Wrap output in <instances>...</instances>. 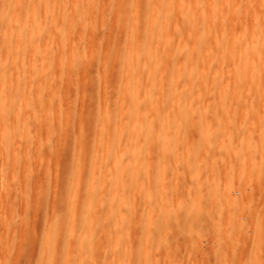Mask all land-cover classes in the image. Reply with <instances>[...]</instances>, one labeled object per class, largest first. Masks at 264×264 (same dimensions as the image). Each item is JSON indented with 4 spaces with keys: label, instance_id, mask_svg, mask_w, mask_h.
Segmentation results:
<instances>
[{
    "label": "rangeland",
    "instance_id": "374dc122",
    "mask_svg": "<svg viewBox=\"0 0 264 264\" xmlns=\"http://www.w3.org/2000/svg\"><path fill=\"white\" fill-rule=\"evenodd\" d=\"M108 1L102 0L103 8L99 10L104 12H100L99 14L106 15L103 21L97 20L94 23L91 16L89 21L92 20V24L88 22V26L86 28H80L78 32L80 38L84 32L86 35L89 34L90 29L88 28L93 30L90 32V37L87 35V38H90L92 41L95 39L93 42L97 46L92 52H90V48L87 51L85 48V54L90 55L91 60H94V66L90 67L87 62L81 63L80 65H82L85 71L83 70L84 73L82 74H76L80 70L78 72L77 70L75 71L70 78L71 80L69 79L72 87L69 84V80L67 81V78L64 81L65 77L61 80L62 84L58 80L61 84L60 87L57 81V87L60 88L57 91L59 94L63 93L60 96V103L62 102L61 108H63L62 105L64 104L67 107H64L67 113L62 109V115H64L63 118L65 119L62 120V123H65V125L61 124V129L59 130L62 133L59 134V131L52 130L51 128L54 127L52 126L54 123H47L44 120L45 123H40L43 125H40L41 128H45L44 132L41 129L42 131H40L42 133L40 132L39 134L38 131L39 135L37 134V137L35 135L37 139L35 138L36 140L34 142L31 137V145L27 144L24 147V140L16 141L19 147L22 145L27 150L25 151L21 147L24 154L27 155V159L25 155L24 158L26 161L23 159L22 164L19 160L21 159L20 157L16 161L13 159L14 161L12 163L16 164L17 162L18 166L21 164L20 166L25 168V162V165H27L24 171L25 175L29 176L28 173L26 174L29 168L33 172H29L31 173L30 178L28 177L26 179L27 176L22 175L23 171L21 173L20 170L23 178V183L20 186L14 183L17 179L21 181L20 174L16 173L18 171L15 170L13 172L12 169L9 172V175L10 173L12 175L10 177L8 175V179L6 177V171L0 170V185L3 184L1 188L6 191L4 187H7L8 191L4 192L3 190L2 192L0 188L2 192L0 194V202L3 200V204H1L2 202L0 203V213L2 214H0V234L6 236V238H3L4 236L1 235L3 239L0 241L6 244V250L7 248L9 249L7 247L9 245L7 241H9L12 249L10 248L8 251L13 250V252L7 253L8 255L6 256H0L2 260H0V264H8V261L11 262L9 264H21L22 261H24L23 264H42L39 259V255H41V244L45 243V237L42 236V232L44 233V230L46 231L49 225L69 207L62 200L63 198H70V206H75L76 210L72 216L66 217L63 222H60V227L65 230V233H67L73 222L76 224L77 230L81 228L85 217L82 207L88 204L85 202V197L89 192V187L86 182L87 179H82L83 182L77 189H69L65 186L67 181L65 176L70 174L69 172L64 173L63 170L65 166V170H67V165L71 163V150L69 145H72V140L74 141L77 134L82 140L88 142L91 139L86 134V129H92L95 132L97 127L100 126L98 118H95L98 116V109L102 107L101 100L103 94L101 88L104 80L101 78L103 74L100 75V73L101 70L103 71L104 62L109 60L106 58L110 57H108L106 52L102 53L105 45L108 43L104 40V37L101 38L102 29L108 27V29L113 30L117 16V10L110 8L107 5L109 4ZM13 5L14 0H1L2 13L5 14L8 8L13 7ZM113 17L114 22L112 20ZM21 20L23 22L25 21L24 19ZM143 25L144 22L141 26ZM174 27H176L175 33L178 36L175 35L176 43L186 42L188 45H191L189 46L188 54L192 68L195 71L235 72L239 68L249 72L253 70L260 71L261 68L263 69L261 71H264V0H174ZM95 28L99 32L98 35L95 32ZM101 42L104 43L100 44ZM103 54L105 55L103 56ZM117 57L113 60L111 59L110 62L119 67L121 63ZM89 68H91L90 71ZM88 72L92 73L88 76L95 83V88L86 84L85 79ZM83 74L85 75L82 76ZM64 82L68 83V86ZM114 85H118V81L115 80ZM61 87L64 92L61 91ZM64 88L66 89L64 90ZM187 91L164 90V93L161 91L159 92V100L156 103L146 104L147 106L145 105L142 108L144 112L142 111L141 127L144 129L141 132L142 174L140 179V216L138 215L141 225L142 262L143 264H264V90H252V92L247 89L226 88L223 90L214 89L213 91L210 88L207 90H197L198 92L196 90H191V92L190 90ZM65 100L67 101L66 103L63 102ZM112 101V97L109 95L107 98L108 117L112 119L113 128H116L118 111L113 110L114 105ZM54 106V108L51 106L52 108L50 110L57 109V105ZM86 109L89 110L87 111ZM149 110H151L150 113ZM85 111L87 112L85 113ZM89 111L92 117L90 119H88ZM64 113H71L69 115L70 120L68 125L67 118H65L67 115ZM39 117L43 121L44 117L41 113ZM87 119L91 120V126L81 130L79 127H82V123L84 124ZM14 122L15 120H13V124ZM62 125L65 126L63 131ZM45 126L49 128L47 129L48 133L46 132ZM49 130H52L51 133ZM35 133L37 132L35 131ZM92 134L94 133L92 132ZM42 135L43 137L45 135L44 139H51L52 142L54 138L56 140L61 135L59 147H55L56 149L50 148L52 152L54 150L53 155L49 149L50 158L47 154L44 155L46 152L48 153V150L44 151L42 155L36 152V149H39L37 140L42 141L43 138L38 139ZM53 135L58 137L53 138ZM67 137L68 139L66 140L68 142L65 140ZM63 139L68 145L66 143L64 145ZM29 145L31 146L30 148ZM62 145L66 147H63V149ZM47 146L49 145H44L43 149L40 148L41 153ZM26 148H29V150ZM60 148L67 150L63 151ZM5 149L7 150V148L0 149V159L4 154L3 152L8 154L6 153L8 150L5 151ZM55 150H57V155L55 154ZM104 152L102 149L98 151V155L103 156L105 155ZM5 154L4 156L7 157ZM21 154L23 153L21 152ZM53 158L56 159L54 160ZM10 161L11 159L7 161L8 165ZM60 162H64L63 166L61 164V167L59 166ZM12 163L9 165L10 167L13 166ZM81 163V169L83 171L80 169L79 173L88 178L91 174L92 161L85 156L81 158ZM99 167L100 169H105L107 166L102 164ZM2 173L3 175H1ZM63 176L66 178H64L65 182ZM14 177L16 178L14 179ZM6 179L8 181L10 180V184H7L8 181ZM94 179L96 190L100 192L102 185L101 177L97 175ZM19 181L17 180L18 183ZM24 181L26 184H24ZM60 181L64 184L59 183ZM13 183L16 185H13ZM20 189H25V191H21ZM27 189L29 194L33 193L30 196L33 198L29 197L28 200H25L23 197L25 192L27 193ZM38 192H42V195L44 192V195L40 198V204L38 201L41 208H38L37 200L39 199H36L38 198L36 197ZM129 195L132 194L130 193ZM21 196L23 197L21 198ZM47 197L48 201H46ZM79 198L81 199L80 201ZM60 199L61 201H59ZM32 200H34L33 203ZM8 201L9 203H7ZM25 202H28L29 205ZM5 203L6 205L9 204L6 207L7 211H10L8 213L5 207H1ZM8 207L12 208L10 209ZM24 207L27 209L24 210ZM3 209L4 212H1ZM27 212L28 215L26 216L25 213L27 214ZM93 212L96 213V210ZM104 214L105 211L100 216H96L93 223L95 228H99L104 224L106 228H110L113 225L112 215L105 216ZM52 216L55 218L52 219ZM11 218L17 219L16 223L15 220H13V223L11 222L13 226L7 224V221H11ZM26 218L27 221L29 220V224H26L27 227L24 226L25 224L22 225L23 220L26 221ZM45 221L48 222V226ZM44 223H46L47 228L42 227ZM6 224L10 227H7ZM29 225L32 230L28 228L30 227ZM28 229L30 233H28ZM63 245L64 243L61 242V245L57 246V249L52 254V262L55 264H62L67 254ZM226 247L229 249L227 250ZM51 251L50 248L43 250L44 261ZM5 252L4 249L2 254ZM11 253H13V256ZM7 256H9L8 260ZM9 258H12V261ZM4 260H7V262Z\"/></svg>",
    "mask_w": 264,
    "mask_h": 264
},
{
    "label": "bare ground",
    "instance_id": "6f19581e",
    "mask_svg": "<svg viewBox=\"0 0 264 264\" xmlns=\"http://www.w3.org/2000/svg\"><path fill=\"white\" fill-rule=\"evenodd\" d=\"M108 2L109 4H106L109 5L110 8H115L117 10V16L113 30L108 29V27L102 29L101 38L104 37V40L108 42L104 47L105 49L103 48L104 50L102 51V53L106 52L108 57H110L106 58L109 60L104 62L105 64L103 65V71L101 70V73L99 72L100 75L103 74L101 78H103L104 80L101 88L103 94V98L101 100L102 107L98 109V116L95 117L98 118V123L100 126L97 127V130L95 132L92 129H86V134H88L89 139H91L88 142L82 140L78 134L77 137L74 138V141L72 140L73 143L70 142L72 144L71 146L69 145L71 150V163L67 165V170H65L66 166L63 170L64 173L69 172L70 174L65 176L67 178L65 186H67L69 189H77L78 187H80L83 180L87 179L86 182L89 187V192L85 197V202H87L88 204L82 207L85 217L79 230H77V226L73 222V224L69 227L67 233H65V230L60 227V222H63L66 217L72 216L76 210V207L70 206V198L62 199L63 201H65V204L69 205V207H67V210H64L59 215L60 218H56V220L53 221V223L49 225L48 228V220L45 221L47 223V226L45 225L46 223H44V226L42 227L47 228V230H44V233L42 232L43 229L42 231H39L42 232V236L45 237V243L41 244V255H39V259L42 264H55L52 262V254L57 249V246L61 245V242L64 243V250L67 253L62 264H143L141 259L142 241L140 236L141 225L139 219V202L141 197L140 179L142 174L141 132L144 129H142L141 127L143 111L142 108L146 104L156 103L160 97L159 92H163L164 90H190L191 92V90H207L210 88L213 89V91L214 89L223 90L226 88L247 89L249 91L264 90V71H261L262 68L260 69V71L253 70L250 72L244 71V69L241 68H239L240 70L237 69L238 71L235 70V72L195 71L192 68L191 60L188 54V49L191 45H188V43L186 42L176 43L175 41V35L177 36V34L175 33L176 27H174V0H109ZM104 7L108 10L106 6ZM102 8V0H14L13 7L8 8V11L4 14L1 10L0 0V149L7 148L8 150L7 151L5 149V151H7L6 153L8 154H5V152H3L7 157H5L3 154L2 158L0 159V170L6 171V177H8L9 172L12 169L13 172L15 170L18 171L16 173L20 174L21 181H19L20 179H17L19 183L17 182V180L12 181H15L14 183H17L19 186L23 183L22 175H25L24 171L27 167V165H25V162V168L20 166L23 162L22 160L24 159V161H26L25 158L27 159V155L23 152V146L27 144L31 145V137L33 138L34 142L37 139L36 137L38 131L39 134L42 130L44 132L45 128H41V126L43 125H41L40 123H45V121L47 123H54L52 125L54 126V129L51 128L54 131H59L61 129V124L65 125V123H62V120H65L63 118L64 115H62V109L65 110L67 107L64 104L62 105L63 108H61L62 102L60 103V96L63 93L59 94V92L57 91V89H60L59 87L62 84L61 80L65 77L64 81H66V78L68 81L76 70L77 72L80 70L76 74L84 73L85 70L84 68H82V65H80L81 63L87 62L90 67L94 66V60H91L90 55L85 54V48L86 51L88 50V48H90V52H92L93 49H96L97 45L93 42L95 39L92 41L90 38H87V35L90 37V32H92L93 30H91V28H88L90 29V32L87 35L85 32H81L85 36L83 38L82 35V37H80L81 39L79 38L78 32L80 31V28H86L89 24L88 22H91L92 24V20L89 21L91 16V19L94 20V23L97 20L103 21L106 15L104 16L103 14H99L100 12L104 13L103 11H99ZM114 12H112V14H114ZM21 19H24L25 21L23 22ZM113 19L114 17L112 18V20ZM143 22L144 25L141 26ZM95 29L94 31L98 35L99 32L97 28ZM102 43L104 42H101L100 44ZM105 54H103V56ZM115 57H117V59L121 63L119 67L110 62L111 59L113 60ZM99 66L102 67L101 65ZM90 70L91 68H89V71ZM89 74L92 73L88 72L85 79L86 84L90 87L95 88V83L90 80L88 76ZM84 75L85 74H83L82 76ZM58 80H60L61 84ZM70 80L69 84H71ZM115 80L118 81V85H114ZM57 81L59 82V87H57ZM73 82L75 83V81ZM64 84L67 85L68 83L64 82ZM70 86L72 87V84ZM65 89L66 88H64V90ZM61 91H63V88ZM109 95H111L113 100V110L118 111V121L116 124V128H113L114 125L112 126V119L108 117L109 113L107 98ZM65 99L67 100V98ZM68 99L70 98L68 97ZM66 100L63 102L66 103ZM252 101L255 102L254 99H252ZM54 105H57L58 110L56 108L53 109V111L50 110V108H52ZM44 107L46 108L44 109ZM87 111H85V113ZM64 112L67 113L66 110ZM150 112L151 110H149V113ZM40 113L45 118H43V121L39 117ZM70 114L71 113L65 114L67 115V117H65L67 118V125L70 120ZM23 115L24 117H22ZM21 117L24 119H22ZM90 118L92 117L90 116L89 111L88 119ZM39 119L42 122H40ZM88 119L84 122V124L82 123V127H79L81 128V130L85 127L91 126V120ZM13 120H15L14 124ZM64 125H62V131L65 127ZM47 129L49 128L46 127V130ZM52 130H49V132L51 133ZM81 130L79 129V131ZM35 131L37 133H35ZM54 131L53 133H55ZM46 132L48 133V130ZM92 132L94 134H92ZM60 133L62 132L59 131V134ZM60 136L55 140L54 137L58 136L53 135V142L51 141V139H44L43 135L42 137L38 136V139L43 138V140H37V144L39 143V149H36V152L42 155L44 151L48 150V153L46 152L44 155L47 154L49 157V149H56L57 147H59L61 140ZM46 137L48 136L46 135ZM66 139H68V137L65 138V140ZM17 140H24L23 146L21 145L22 142L20 143L23 149L16 144ZM65 140H62L64 141V145L66 142H68L67 140L65 142ZM66 144L68 145V143ZM30 145L29 148L31 147ZM44 145L49 146H47L48 148H44L45 150H42L41 153V149H43ZM63 147L66 146L62 145V148ZM29 148L26 149L29 150ZM62 148L60 149L63 150L64 148ZM102 149L105 151V155L100 156L98 155V151ZM57 150H55L56 155ZM66 150L67 149L63 151ZM21 152L23 154H21ZM50 152H52L51 149ZM53 152L51 153L52 155ZM20 155H22L23 157ZM35 155L37 156V154ZM85 156H87L88 159L92 161L91 174L88 176V178L87 176L80 175L79 173L82 165L81 158ZM18 157L21 158L19 159L21 161V164H19V166L17 165V162L16 164L12 163V161H14L13 159H15L16 161L18 160ZM10 159L11 161L9 162V165H11L12 163V168L7 164V161H9ZM63 163L60 162L59 166L61 167V164L63 166ZM102 164L107 167L105 169H100L99 165ZM30 169L31 168L26 171V174L28 173L29 175H25L27 176L26 179H28V177L30 178L31 173H33L30 171ZM20 170L21 173L23 171L22 175L20 173ZM81 171L83 170L81 169ZM1 175H3V173ZM11 175L12 173H10L9 177ZM97 175H99L102 180L100 192L96 190L95 186L94 178ZM65 177L63 176V179ZM15 178L16 177H14V179ZM26 179L24 180L27 181ZM25 181L24 184H26ZM9 182L10 180L7 182V184H10ZM14 183L13 185H16ZM59 183H61V181ZM7 184L5 185L7 186ZM2 185H0V188ZM4 188L6 189V191L1 188L2 192L3 190L4 192H8L7 187ZM25 189L20 190L25 191ZM28 189L27 193L25 192L24 197L21 196V198L23 197L25 200H28L29 197L32 196L33 193L29 194ZM2 192L0 191V194H2ZM130 193L132 195H129ZM34 194L36 195V193ZM43 195L42 192H38L36 196L38 197L36 199H39L37 200V204L38 201L40 204V198ZM80 200L81 199L79 198V201ZM33 201L34 200H32V203ZM46 201H48V197ZM59 201H61V199ZM1 202L0 203L3 204V200ZM7 203H9V201ZM25 203L28 204V202ZM58 204L61 205L60 203ZM4 205H1V207L6 208L7 206H9V204L6 205V203ZM38 208H41V205H39ZM4 209L3 211L1 210V212H4ZM25 209L27 208L24 207V210ZM94 210H96V213L93 212ZM104 211L105 216L112 215L113 225L110 228H106L105 224L99 228H95L93 226V223L96 219V216H100V214ZM8 212L10 211H7V213ZM28 212L27 214L25 213L26 216L28 215ZM10 215H12V213H10ZM27 218L26 221L23 220V222L25 221V223L22 222V225L25 224V227H27L26 224H29V220L27 221ZM51 218L54 219L55 217L52 216ZM13 220H15L16 223L17 219L11 218V221H7V224L13 226ZM9 225L7 227H10ZM28 228L30 229L31 226ZM29 229L28 233H30ZM1 235L2 234H0V238L4 236V234L2 236ZM3 238H6V236H4ZM3 238H1L0 240H2ZM8 243L9 245H7V247H9V249L7 248L6 250V244L0 241V256H6L8 255L7 253L13 252V250L10 252L8 251L12 247H10L11 244L9 241H7V244ZM45 248H50L52 251L48 253L47 259L44 261L43 250ZM4 249L6 252L2 254V251H4ZM228 249L229 248H227V250ZM11 254L13 256V253ZM9 256H7V260ZM9 259L10 261H12V258ZM7 260L4 261L7 262ZM23 262L24 261H22L21 264H23ZM9 263L11 262L8 261V264Z\"/></svg>",
    "mask_w": 264,
    "mask_h": 264
}]
</instances>
